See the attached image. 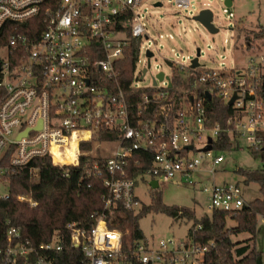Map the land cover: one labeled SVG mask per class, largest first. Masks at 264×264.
<instances>
[{"label": "built area", "instance_id": "2783aa9c", "mask_svg": "<svg viewBox=\"0 0 264 264\" xmlns=\"http://www.w3.org/2000/svg\"><path fill=\"white\" fill-rule=\"evenodd\" d=\"M146 1L59 0L51 5L46 0H0V33L7 32L1 47L6 55L0 59V174L6 168L4 160L9 166L21 167L44 155L60 166L76 165L78 157L87 154L77 150L80 142H91L100 131L115 135L105 140L114 143V149L104 164L108 177L103 180L107 191L103 210L93 213L94 224L89 229L67 225L70 245L80 251L82 264H202L208 247L190 237L161 239L156 246L140 239L129 250L123 248V233L108 226V216L118 206L134 212L141 207L134 195L136 179L128 176V167L139 163L136 152L141 151L152 156L150 167L141 175H149L157 187L178 175L187 180L204 158L210 159L211 166L224 160L221 154L213 155L212 145L221 134L228 141L229 137L245 138L249 146L256 147V133L264 129L260 64L246 71H228L192 67L190 61L186 67L179 66L184 72L183 88L170 90V76L168 80L164 76L160 82L171 85H151L154 90L144 93L136 112L131 111L118 84L116 64L131 38L148 39L140 12ZM173 3L178 10L192 5L191 0ZM136 63L133 78L140 79ZM213 98L232 108L223 125H209L205 101ZM149 110L150 117L145 116ZM39 120L41 127L33 130ZM27 128L31 130L18 138ZM206 131L211 136L204 137ZM87 132L85 138L82 134ZM73 133H79L76 160L56 161L53 149L67 148ZM208 145L211 149L204 150ZM201 191L212 210L234 211L245 203L238 184L212 182ZM18 236V228L7 232L9 242ZM39 249L59 252L63 246L55 234ZM34 251L25 242L8 245L4 254L9 264H15L17 256L24 257V264H52L36 252L37 257L29 261Z\"/></svg>", "mask_w": 264, "mask_h": 264}, {"label": "trees", "instance_id": "16d2710c", "mask_svg": "<svg viewBox=\"0 0 264 264\" xmlns=\"http://www.w3.org/2000/svg\"><path fill=\"white\" fill-rule=\"evenodd\" d=\"M51 5L59 0H46ZM258 31L253 32L254 39L264 41V26L258 25ZM29 33V31H28ZM7 32L0 33V49L6 42ZM246 48H250V36H245ZM140 40L131 38L128 49L122 59L116 64L118 84L126 95L131 111L136 112L138 103L144 93L150 94L154 88H138L132 85L135 63L138 58ZM170 75L172 88L184 87L185 80L179 67L171 66ZM1 79V73H0ZM259 93L264 97V74H261ZM201 89V87H200ZM0 89V95H1ZM201 95V94H200ZM209 111V125H223L227 116L232 114V108L218 98L205 101ZM150 117L151 110L144 112ZM77 134L70 137V143L64 150L53 149L54 159L60 162L76 160ZM257 146H249L254 151L264 153V129L256 133ZM115 135L100 131L97 139L113 140ZM90 141L79 143L80 151L90 150ZM215 150H229L231 143L226 135L221 134L212 145ZM139 163L128 167V176L136 179L150 167L152 156L141 151L136 152ZM107 157L101 155H80L76 165L54 164L49 155L32 158L21 167L6 165L0 174V179L7 182V194L0 196V264H9L5 259V249L8 245L27 242L36 251L31 252L29 261L37 254L52 260V264H82L80 251L70 245L69 223L89 229L94 224L93 213L100 212L107 197L103 180L108 177L104 167ZM94 165L97 168H94ZM98 170V173H97ZM244 183L254 182L259 186L260 197L246 201L234 211L212 210L210 215L196 217L189 207L168 206L161 201L157 188L151 189V201L141 205L136 211H125L118 206L112 215L108 216V226L123 233V248L129 250L136 240L144 239L138 221L150 212L164 213L174 219L184 218L192 221L188 236L197 244L207 245L202 264H262V253L255 247L257 216H264V169H242L236 171ZM22 197L23 199H20ZM228 221L235 224L228 226ZM10 228H18V238L10 242L7 232ZM248 233L244 241H235L232 236ZM58 235L62 244L61 251L42 250L39 246L49 243L53 235ZM37 254H36V253ZM15 264H24V257L17 256Z\"/></svg>", "mask_w": 264, "mask_h": 264}, {"label": "rangeland", "instance_id": "374dc122", "mask_svg": "<svg viewBox=\"0 0 264 264\" xmlns=\"http://www.w3.org/2000/svg\"><path fill=\"white\" fill-rule=\"evenodd\" d=\"M158 1L162 2V5L155 6V1L148 0L140 6L148 39L142 38L140 42L137 73L146 66L145 50L149 47L154 54L149 58L150 67L143 79L134 78L133 86L150 87L152 77L159 71H162L164 76H170L172 69L166 64V60L171 61L172 66L186 67L195 57L200 65L215 70L246 71L260 64L261 74H264V61L261 62V59H264V41L253 38V32L258 31L257 26H264V0H231L230 7H226L223 0H191L190 9L184 10L175 8L173 0ZM204 8L210 9L213 13V23L218 27L216 33L208 32L198 21L191 19ZM245 36H250V48H246ZM5 55L6 50L0 49V59ZM181 73L183 75L184 72ZM157 83L158 86H167L166 80ZM242 121L246 123V118ZM95 131L93 129L94 133ZM97 136L95 134L92 139L90 150L84 152L86 155L108 157L114 149V143L99 140ZM203 136H211V132L206 131ZM229 139L231 143L229 150H213V155L223 156L224 160L221 163L211 166L210 159L204 158L191 172L188 181L178 175L173 181L160 183L158 191L161 201L168 206L192 208L198 218L212 212V209L208 208L206 194L201 191L203 186L208 187L212 182L218 185L238 184L245 202L260 197L258 184L244 183L242 177L235 171L238 168L264 169V153L252 151L249 148L250 143L245 138ZM211 168L214 169L212 174L209 172ZM150 179L149 175H140L136 178L134 195L141 205H147L151 201ZM6 194L7 182L0 179V196ZM191 224L192 221L184 218L174 219L160 212H150L138 221L144 239L152 246H156L161 239H189L188 230ZM234 224L233 221H228V226ZM249 236L248 233H240L232 237L235 241L242 242ZM254 240L256 249L262 253L264 264V216H257Z\"/></svg>", "mask_w": 264, "mask_h": 264}, {"label": "water", "instance_id": "95a60500", "mask_svg": "<svg viewBox=\"0 0 264 264\" xmlns=\"http://www.w3.org/2000/svg\"><path fill=\"white\" fill-rule=\"evenodd\" d=\"M223 3L226 7H230L231 6V0H223ZM155 6H160V3H155ZM192 20L198 21L208 32L210 33H216L218 31V27H216L213 23V13L210 9H201L198 13H196L195 15H193L191 17ZM198 52V51H197ZM153 55V53L150 50H146L145 52V56L147 57V61H146V66L141 70V75H140V79L143 78L144 74L146 73L147 69L150 67V62H149V58ZM166 64L171 67L172 63L171 61L166 60ZM198 65H200L198 63V59L197 57L193 58L191 60V66L192 67H197ZM164 77V73L162 71H159L158 73L155 74L154 77H152V85H156L157 80L161 81ZM168 76H165V79L168 80ZM171 83L168 81L167 86H170ZM205 96L207 99H210V95L206 92ZM235 98V95L231 98V100L228 102V104H232L233 100ZM41 127V120L38 121V125L36 128H33V130H37ZM31 129L27 128L25 130H23L18 138L20 136H24L27 134L28 131H30ZM210 139H208V142L210 143ZM190 148V147H188ZM211 149V145H208L204 150H209ZM150 187L151 188H157V183L155 180H150L149 181Z\"/></svg>", "mask_w": 264, "mask_h": 264}, {"label": "bare ground", "instance_id": "6f19581e", "mask_svg": "<svg viewBox=\"0 0 264 264\" xmlns=\"http://www.w3.org/2000/svg\"><path fill=\"white\" fill-rule=\"evenodd\" d=\"M73 134H77V135H79V133H73ZM73 134H72V135H73ZM82 135H84V137L87 136V135L89 136V133L87 132V133L82 134ZM85 138H86V137H85ZM56 150H57V149H56Z\"/></svg>", "mask_w": 264, "mask_h": 264}, {"label": "crops", "instance_id": "0c3cea01", "mask_svg": "<svg viewBox=\"0 0 264 264\" xmlns=\"http://www.w3.org/2000/svg\"><path fill=\"white\" fill-rule=\"evenodd\" d=\"M86 138H88L89 136L87 135V136H85ZM92 143V142H91ZM77 150L79 151V149H78V146H77ZM80 152V151H79ZM80 154H83V153H80ZM74 163V162H73Z\"/></svg>", "mask_w": 264, "mask_h": 264}]
</instances>
